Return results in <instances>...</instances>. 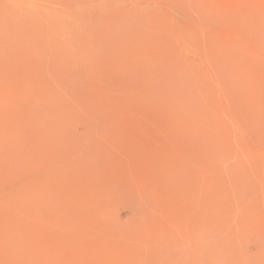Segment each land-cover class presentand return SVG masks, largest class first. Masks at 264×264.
Instances as JSON below:
<instances>
[{
    "label": "rangeland",
    "instance_id": "1",
    "mask_svg": "<svg viewBox=\"0 0 264 264\" xmlns=\"http://www.w3.org/2000/svg\"><path fill=\"white\" fill-rule=\"evenodd\" d=\"M0 264H264V0H0Z\"/></svg>",
    "mask_w": 264,
    "mask_h": 264
},
{
    "label": "bare ground",
    "instance_id": "2",
    "mask_svg": "<svg viewBox=\"0 0 264 264\" xmlns=\"http://www.w3.org/2000/svg\"><path fill=\"white\" fill-rule=\"evenodd\" d=\"M73 5H74V4H73ZM94 21H95V20H94ZM77 22H78V21H77ZM67 23H68V22H67ZM72 24H74V22H73ZM72 24H71V25H72ZM85 24H86V23H85ZM93 28H95V27L93 26ZM81 29H82V27H81ZM83 29H84V28H83ZM72 30H73V29H72ZM78 30H79V29H78ZM79 31H80V30H79Z\"/></svg>",
    "mask_w": 264,
    "mask_h": 264
}]
</instances>
